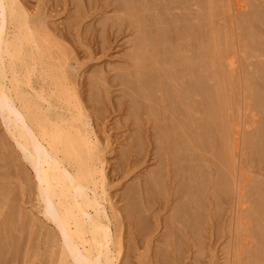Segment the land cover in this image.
I'll return each instance as SVG.
<instances>
[{
    "label": "rangeland",
    "instance_id": "rangeland-1",
    "mask_svg": "<svg viewBox=\"0 0 264 264\" xmlns=\"http://www.w3.org/2000/svg\"><path fill=\"white\" fill-rule=\"evenodd\" d=\"M18 1L27 9V12L31 16V22L34 24V26L44 27L46 29V31H48L49 38L54 43V46H56L58 48V49L54 48L53 50L55 51L56 55L58 56V59H60L61 62L65 63L67 76L70 79V81L74 84L75 91L78 94V97L81 100L82 105L86 109V111L89 115V119L91 118L90 123L92 122L95 133L98 137L99 145L101 147L100 149L103 152L102 153L103 158L104 159L107 158V160H106V163H107L106 164L107 194H108V197L110 198V200L112 199V203H113L114 207L117 209L118 214H119V217H118L119 220H117V223L120 222L121 239L123 238L122 239V246L124 247L123 250L125 249L124 250L125 252L123 251V257H122L123 260L121 259L120 263H117V264H124L125 262L127 264H166V262H168L170 264H229L227 259L230 256V249H228V247L231 243L233 244L234 241L235 242L233 245H235V243L239 244V246L241 248V250H239V251H241L240 254H242V251H245V250H247V251L248 250L249 251L254 250V249L256 250L257 247H259L260 245H262L264 248V243H263L264 242V236H263L264 235L263 234L264 233V209L262 210V208H264V204L262 205V203H264V202H262V201H264V200H262L264 197V146H262V145H264V144L259 145V144H261L260 138L264 139V137L261 134V133L264 134V130H263L264 129V127H263L264 121H262V120H264V117L263 116L261 117V114H260L264 111V109H263L264 102L261 103V101L258 100L257 96L250 94V93H252L250 90L251 86L253 85L252 79L255 80V77H256L257 82L253 80L254 81L253 83L255 85L257 84L256 85L257 87L255 85H253V86H255V88L261 87L258 90H260L261 93L262 92L264 93V90H263L264 85L261 84V83L264 84V75L261 76V74H263L264 72L262 71L263 73H261L260 75H259V73H255L254 66L252 64H249L250 62H253V61H251V59L254 61L256 60L255 56H252L253 58L250 57V58H246V59H244L242 57L239 58V56L241 55L240 50L242 48L240 49L238 46V44L239 45L240 44H242V45L246 44V46H248V44H247L248 42L246 41V35L245 34H247L249 29H250L251 30V31H249L250 33H253L255 31L254 33H256V34H254V35L259 37V38L256 37L257 41L261 40V42L255 41L256 44L254 43V45H260L261 47L259 46V51L260 52L263 51V53H264V50L261 49L264 47V37L260 39V37H262L264 35V27H263L264 24H263V26L260 25L262 21H259V20H261V18L264 21V19H263L264 16L261 17L262 15H264V13H261V11L264 10L263 9L264 4L262 2L259 3L260 1H263V0H235V2H234V0H228L230 4L233 3L232 5H229L227 0H225L227 2H224V0H216V1L208 0V2L210 1L209 4H208L207 0H203L205 4L207 3L205 5V8H204V6H202V4L204 5L202 0H198V1L189 0L190 2L188 0H186L185 8L183 7V4L179 5L182 7H179L178 5L175 6V3H173L174 4V5L172 4L173 7L171 5H169V7L171 6L170 8H172V9H170L168 7V2L163 0L164 1V2H162V4L164 3L163 6L165 5V3H167L166 6L169 8L168 10L170 11V13H172L171 11H173V13L175 14L174 9L175 10L177 9L176 13H178V16H177V14H175L177 17H179L177 19H175L176 16L173 13L169 14L167 7H165L166 8L165 9L162 7V4H160L161 6L158 5L160 3V1H162V0H159V2H158V0H157V2H156V0H143L144 3L141 2L142 0L140 2H138V0H137V3H142L141 4L142 7H141V5H139V10L141 9L140 15H142V12H144V15H145V16L142 15V17L141 16L138 17V19H137V20H139L138 23L141 22L140 20H143V21L146 20L145 22H147L149 24L148 25L147 23L142 21L141 22L142 23L141 28L140 27L137 28V25H134V23L133 24L130 23V22L134 21V18L132 16V19H131V13L128 11L129 10L128 9V3H127L128 0L127 1L122 0L123 2H125L124 4H127L125 6L123 5V2L121 0H18ZM147 1L149 4L151 1L152 5L153 4H155V5L152 6L150 4V6H149ZM212 1H214V2L212 3ZM255 1H258V2H255ZM188 2L190 3V5L187 4ZM192 2H194V3H192ZM197 2L199 3V5L201 4V6L203 8L201 6H199ZM211 3L213 5L215 3V5L213 6ZM235 3H237V6H235ZM251 3H252V7H251ZM258 3L260 5L263 4L262 5L263 7L260 6ZM143 4H145L144 6L147 5V7H144V9H143ZM195 4H197V5L195 6ZM216 4H219L218 10H220V7H222V9H225V12H224L225 14L224 13L222 14L224 16L223 17L224 21H223V19L220 20V17H221L219 14L220 11L216 12V13H218L219 16L214 12V14L217 15L216 17H218V19H219V20H217V22L218 23L220 22V23L218 24L214 19V22L216 25L212 23V26L214 25L213 27L216 28L217 26L219 27L220 25L221 26L226 25L225 27L227 29H225V30H227V33H225V35H224V32H223V34H221L222 36H220L221 38H219V40H217L218 36L213 34V32H215V34H216V29H214V31L212 32L213 41L210 40V38L208 41L207 38L211 37V36H208V35H210V33H209L210 31L206 27H204V30L202 27H200V28H202V31H203V32H201L202 36L205 33L204 39H202L203 37H199L200 28L197 25L196 26H194V25L196 24V20L198 19V16L202 17V14H205L207 10L209 11V8L211 10H212V7H213V10L216 9V7L218 6V5L216 6ZM249 4H250V6H249ZM156 5L158 6V8L156 7ZM223 5H224V8H223ZM240 5H243V6H240ZM256 5H257V8H256ZM151 6H152V9H150ZM154 6L158 9V11L156 10V8ZM207 6H209V7H207ZM253 6H254V8H253ZM178 7H179L180 11H178ZM186 7L189 9H186ZM234 7H237L239 9L244 7L245 10H243V12H241L242 13L241 14L238 11L239 9L236 8L237 9V11H236L234 9ZM145 8H147V10ZM190 8H191V10H190ZM192 8H194V9H192ZM252 8H253V10L255 9L254 11L256 14L252 10ZM259 8L261 11L259 10L257 13V10ZM149 9L151 10V12ZM184 9L188 13L190 11V13H189L190 16H193V15L194 16L191 18L189 15H187L188 13L185 14ZM197 9H199V10H197ZM154 10H156V11H154ZM159 10H160V12L162 11L161 14H158ZM194 10H195V12H194ZM218 10L216 9V11H218ZM248 10L251 11L252 15H255V16L250 15L251 13L248 12ZM145 11L147 12L148 15L149 14L155 15L156 14L155 12H157V16L152 15L153 18H155V20H153L151 15H150L151 17H149V18H152V20L151 21H150V19L147 20L146 16H148V15H146ZM148 11L150 13H148ZM191 11L194 14H192ZM196 11L199 14H196ZM163 12L169 14V15L163 14V15H165L164 16L165 19L162 18L163 16L161 17ZM179 13H181L180 15L183 18H181V16H179ZM234 13L236 15L239 13L238 16L246 13L245 14L246 18H245L244 22L239 20L238 16H237V18H238L237 21L239 20L240 22L239 21L235 22L236 16H234L235 15ZM128 14L130 16H128ZM195 14L198 16L195 17ZM230 14L232 15V17H230L231 16ZM248 14L250 16L247 19ZM257 14H259V15H257ZM113 15H115V16L118 15V16L115 17ZM225 15L229 16L230 20L231 19L232 20L231 21L229 20L230 21L229 22L227 20V19H229V17L227 18ZM108 16H110V17H108ZM111 16H113V17H111ZM168 16L169 17L172 16L170 18V20H169ZM184 16H186V17H184ZM257 16L258 17L260 16L261 18L259 17L260 19H257L258 18ZM166 17H168V18H166ZM187 17H189V18H187ZM241 17H243V16H240V19H242ZM252 17H253V19L254 18L257 19V21L254 20V21H256L255 24H257V25H255V24L251 25V23L254 22L253 20H252L253 22H251ZM127 18L130 19L131 21L130 20L127 21L128 20ZM160 19H163V20H161V22H160ZM179 19L182 21L183 25L181 24V21H180V24H178L179 21H177V20H179ZM185 19L187 21L189 20L192 22H189V21L187 22ZM172 21H174L175 23ZM245 21H246V23H245ZM128 22L130 23L129 25H128ZM152 22H153V24H150ZM162 22L168 23V24H166L168 29L165 28L168 31L166 33H165V31H166L165 29L163 31V28L165 25L164 24H163L164 26L161 25ZM227 22L229 23V26H227L228 25ZM172 23H173V25H172ZM176 23L178 24V26L179 25L182 26L181 27L182 31L176 30L178 28L180 29V26L178 27ZM188 23L193 28L188 26ZM223 23H225V24L222 25ZM236 23H237V25H236ZM156 24H158L159 26ZM184 24H186V25H184ZM232 24H234V25H232ZM241 24H242V26H241ZM152 25H154V27H155L154 29L152 28L153 27ZM133 26L136 27L137 30L138 29L141 30L142 28H144L143 29L144 32H147L149 34L151 33L150 36L152 39H155V37H156L157 40L160 39L161 41H169L170 47L175 45V41L177 44H182V43H186V42L188 43L189 41H191V43L186 44L187 48H189L192 45L196 46V47H199L202 44L207 45V42H210V43L214 42L213 43L214 48L216 46H217L216 48H218V46L223 47L224 40H226L228 42V41L233 39L232 37H235L232 40L233 44H231V45L235 44L234 47H235V50L237 52V57L239 59V60L237 59V61H240V59H241V61L240 62L236 61L237 66H235L234 69H232V70L230 69L228 71L229 66H228V69L225 68L226 67L225 66L226 65L225 60H222V59L220 60L221 64L222 65L224 64V69H225L223 71L224 72L223 77H222L223 81L226 80L229 82L228 83V82L224 81V82H226V84L224 83L225 87H223L222 92L224 90H226V93H225V94H227L226 98L229 99L227 101V103H229V104L231 103L230 105L227 103H224L226 112L224 113V108H223L224 115H223V113H222V115L225 117V120H224V118H221L222 115L214 112V110L212 109V104L210 105V102L208 100L209 98L204 97L208 93V91H211V92L214 91V88L216 85L215 80H217L216 77H212V75H210L211 73H208V71H206V72H204V74L205 73L206 74L203 77H204V81L205 80H206V82L208 81L207 84L205 85L204 83H206V82H204V81L203 82L201 81L197 84L196 80H195L196 78L194 79V77H195L194 72L195 71H193L192 67L190 66L189 68L191 69V71H193L194 76H193L192 72H189L188 75L186 76L187 78L184 79V77H183V78L178 79V84L181 81V79L182 80L184 79V81L180 82V84L185 82V84L188 86V84H187V82H188L189 83L188 87H190V85L192 86V87H190L189 90L192 91V89H193L194 92L193 91L192 92L194 94H196V95H194V94L190 93L193 96L191 97V100L188 99V101H187V103L190 102L189 103L190 104V111L195 109V110H193V112H191L192 116H191L190 120H188V122H190L188 124L194 125V126L188 125V128L191 131L189 134V136L191 135V137H190V139L192 140L191 143L194 144V145L191 144L192 146H190V147L191 148L193 146L196 147V148L193 147L195 149V150L193 149V152H192V149L190 148L191 152L193 154H196V155H193V158H189L190 157L189 154L191 153L190 151L189 152L187 151L186 153H184L185 155H183L181 148L178 149V152L180 151L181 153L180 152L179 153L181 155L178 154V152L176 154H174L172 152V150L169 149V147L167 146L166 138L163 139V137L161 136L164 129L167 127V124L171 125V122L169 120H171L170 118L172 117V115H171L172 108L170 107L171 105L169 106V104H167V101H165V100H164V102L159 101L161 98L162 92H164V90H165V87H163L165 84L164 85L161 84L160 86H158V88L156 86V89H155V92L157 93V96L159 97L156 106H159V104H160V108L157 107L156 109H158L159 111H161V109H162L160 114H163L162 116H160L159 119L157 118V121L159 120L161 123L159 121L156 122L154 116H152V114L149 113L150 112L149 111L150 109L148 106L149 102L147 100L145 101V99H144V101H145V104H144V101L142 98H138L140 107H138L136 109V111H139V113L133 114V112H132V115L134 116L133 117L131 114H129V113H131L130 108H129L130 112L126 113L128 110V107H130V105H131V104H129L130 101H128L131 99V96H126L122 93H126V94L130 95V89L126 85H124L121 82V80H117L115 74H118V75L121 74V71L124 72L125 69L127 70L128 67H131V69L128 68L130 70H132L135 67V63L133 61L134 59H133L132 55H130V54H132L134 52V48H132V47L135 46L134 44L136 42L134 41V39H136L139 32H137L136 28H134ZM183 26L186 28H184ZM245 26H246V28L249 27L247 29V31H245L246 30L244 28ZM146 27L149 30L151 28L152 29L150 31H147ZM175 27H176V29H175ZM189 27L192 29L190 30ZM196 27H198V29ZM237 27L241 30H239ZM256 27H258V28H256ZM228 28L229 29L231 28V30L232 29L233 30L230 32L228 30ZM183 29H185V31H186V29L189 30L188 31L189 33L186 31L188 33V34L186 33L188 37L186 36V34L185 35L182 34V32L184 31ZM205 29H206V32H205ZM220 29H221V27H220ZM256 29L258 31H260V33H257ZM192 30H195V31L192 32ZM234 30H236V31H234ZM161 31H163V32H161ZM175 31H177L178 33L176 32V34H175ZM222 31L223 30L221 29V33H222ZM228 31H229V33H232V34H229ZM197 32H199V33H197ZM136 33H138V34H136ZM154 33L156 34V36L153 35ZM179 33H181V35H179ZM190 33H193V34L189 36ZM195 33H196V35H195ZM207 33H208V35H206ZM236 33H238V34H236ZM159 34H161V35H159ZM242 34L244 35V37H242ZM152 35L154 36V38ZM175 35L176 36L179 35L183 38H181L179 36L177 38H174ZM193 35H195L194 36L195 38L193 37ZM223 35H224V37H226L225 39L223 38ZM230 35H233V36H230ZM235 35L238 36L239 38L236 37ZM191 36L193 37V39ZM227 36H228V38H227ZM229 36H230V38H229ZM186 37L190 38L191 40L187 39ZM199 38H201V41H199ZM132 39H133V43H132ZM193 40H195V43L192 42ZM238 40H239V43L237 44ZM243 40H245V42H247V43H244V42L242 43ZM216 41H217V43H216ZM219 41H220V43H219ZM199 42H201L202 44ZM232 42L230 41V43H232ZM169 45L167 47H169ZM240 47H241V45H240ZM59 48H61V49L59 50ZM63 48H66V49L63 50ZM191 48L192 47H190L189 49L191 50ZM236 48L237 49L239 48V49L237 50ZM67 51H68V53H67ZM128 51H129V53H128ZM130 51H131V53H130ZM66 54L68 57L66 56ZM127 55L129 58L130 57L131 58L130 59L127 58ZM158 57H159V55H158ZM127 59H129V61L126 62L125 60H127ZM244 60L247 61V64ZM261 60H262V62H264V58ZM130 61H131V64H133L132 65L133 67L131 66V64H129ZM158 61H160V59H158ZM242 61H244V63ZM124 63H126L127 65H125ZM201 64H203V63H201ZM244 64H246L247 69L241 68V66H244ZM157 65H156L157 68L159 67V75H158L157 81H159V79H160L161 82L164 83L166 81V79L168 78V76L162 75V73L164 72L162 69L163 65H161L160 63H157ZM177 65H178V63H177ZM239 65H240V67H239ZM117 66H119V68ZM120 67L123 70H120ZM236 67H238V70ZM250 67H253L254 70L251 69ZM163 68H165V66ZM195 68L196 67H193L194 70H195ZM165 69H167V68H165ZM190 69H189V71H190ZM248 69L251 71H249ZM117 70H118V72H117ZM252 70L254 71V73L252 72ZM114 71H115V73H114ZM226 71L228 73H230V72H233V73H230L228 76ZM236 71L238 73L240 71L241 72H240V74L237 73V75H236ZM232 74L234 75V77L231 76ZM98 75H99V77H98ZM118 75H117V77H118ZM114 76H115V79L117 80V81H115V84H114L115 79L113 78ZM163 76L165 79L163 78ZM190 76H191L192 80L189 79ZM207 76H209V77H207ZM227 76H228V78H226ZM250 76H251V78L252 77H254V78L251 79V78H249ZM95 77H97L98 81H100L98 83L99 86L94 81V79L96 80ZM259 77H262L263 80ZM91 78H94V79H91ZM238 78L239 79L242 78V79L238 80L240 82L242 81L241 83L239 82L240 84L237 81ZM232 79H233V81H232ZM185 80H187V81H185ZM189 80L191 81V83ZM230 80L234 83L233 84L234 86L236 85L235 89L237 87L238 90H235V91L231 90L230 91L229 87H230V83H232V82H230ZM88 81L91 82L90 85H89ZM92 81H94V83ZM116 82L121 83V85L123 84V88L120 87L121 85L118 86L119 84H117ZM211 82H212V84L209 86V84ZM247 82L249 83L250 86L248 85ZM258 82H260L261 86L259 85ZM200 83H201V85H199ZM227 83H228V85H227ZM242 83H244V84L242 85ZM245 83H246V87H245ZM91 84L96 85V86H93ZM202 84H203V86H202ZM213 84H214V86H213ZM182 85L180 87H182ZM238 85H240V86L238 87ZM90 86H92V88ZM234 86L232 88H234ZM94 87H95V89H93ZM96 87H97L98 91L97 92L93 91V93H91L92 90H96ZM124 87L126 88V91H128L129 93L124 90ZM203 87H205V88L207 87L208 89L207 88L202 89ZM133 88H135V86L132 87L131 89H133ZM198 88H200V90ZM219 88H221V87H219ZM224 88H226V89H224ZM242 88H244V89H242ZM247 88H250V89H247ZM87 89H90L91 92H89V90H87ZM122 90H124L125 92H123ZM199 91H200V93H199ZM204 91L205 92L207 91V93H205V95L203 94ZM95 92H96L95 96L98 95L100 98H98L97 96H96V98H95V96L94 97L91 96V94H94ZM98 92L100 93V95L97 94ZM237 92L239 95L238 94L236 95ZM88 93H91V94H88ZM198 93H199V95H198ZM201 93H202V95H201ZM233 94H234V99L232 98ZM123 95L126 96L125 99H124ZM131 95H133L132 92H131ZM200 95L202 96V99H201ZM245 95H246V98H245ZM247 95L249 96V98ZM89 96H91V97H89ZM127 97L129 99H127ZM237 97L239 99L236 100ZM90 98L93 99V100L91 99V102L93 101V104H95L94 105L95 108L93 107L94 109L92 108L93 105L91 104V102H89ZM192 98H193L194 102H192ZM240 99H242V100H240ZM94 100H96V102L97 101L98 102L96 103ZM233 101H235V102L233 103ZM125 102H128V103H125ZM201 102H203L204 105H201L200 104ZM225 102H226V100H225ZM256 102H258V103H256ZM147 103H148V105H147ZM124 104L125 105L127 104L126 106H128V105L129 106L126 107ZM192 104L195 106H193ZM257 104H260V105H257ZM200 105L203 106V108ZM248 105H249V107H248ZM192 106H193V109H192ZM205 106L207 108V111H205L206 110V108H204ZM228 106L231 107L233 115L231 114V109ZM146 107H147V109H146ZM262 109H263V111H262ZM163 110L166 111L165 114H164ZM242 110L245 113H243V112L241 113L240 111H242ZM259 110H261V112ZM146 112H148L149 115H151V116H148V114ZM205 112H207V113H205ZM227 113H229L228 119H227V115H225ZM128 114L130 117L128 116ZM168 114H170V115H168ZM214 114H216L215 118H214ZM195 115H196V117L197 116L198 117L196 118ZM230 115H231V117L229 118ZM217 116H218V118L216 119ZM219 116H220V120H219ZM258 116H260V117L258 118ZM151 117L153 119H151ZM134 118H136V119H134ZM259 119L261 122L259 121ZM93 120H95V121H93ZM203 120L206 122H203ZM217 120H219L218 121L219 123L217 122ZM1 121L2 120L0 118V192H1L0 198L2 200H6V201L3 202L4 204H2V206H0V212H1L0 214H2V212H3L2 215L5 216L8 213H10L11 211H13V209L11 207H14V206H12L11 204L14 203L13 204V205H15L14 209L18 208L19 211H22L23 213H24V211H26L25 214L27 215L28 220L26 219L27 221L25 220V222H24V220L22 219V221H23V225H22V221H18L20 219V217L17 218L18 217L17 213H19L18 209H16V211L14 210L16 213L15 214L16 216L14 215V217H16L15 219L18 221V222H16L15 219H14V221L12 219V222L14 224L13 226H15V229H16L15 230V229H13L14 227L12 226L11 219L5 220V219L1 218L2 215L0 216V218L3 219V221L0 219V224H1L0 225L1 226L0 227V249H1V251H0V264H44V263L45 264H51L52 240L54 239L55 234L53 233V231H51L46 226L45 222L41 221V218H39V214L36 211L37 210L36 209V204H37L36 203V192H35V189L33 187V183L28 178L29 173L23 172L25 170H23L22 165L19 163L20 157L18 156V153H17L18 151L16 150V148L13 147L14 143L11 144L12 141H10V145H9L8 144L9 140H6V137L3 138L1 136V133L3 134V136L7 135L6 133H3V131L5 129H4V125L2 124ZM139 121L142 124L139 123ZM192 122H194L195 124H193ZM220 122H222V123L220 124ZM204 123L207 124V126ZM223 123L228 127H226L225 125L220 126V125H223ZM259 124H260V126H258ZM95 125H97L96 128H95ZM156 125H158V126H156ZM162 125H163V127H162ZM261 125H263L262 128H261ZM136 126L141 127V129L140 128L138 129V127H137V131L139 132V130H140L139 134H137V135H140L138 137H137V135L135 136L133 134V132L138 133L136 130H134V129H136ZM151 126H152V128H151ZM235 126H236V128H235ZM254 126H257L260 128H257ZM157 127H159L160 130ZM193 127H195V128H193ZM250 127H251V130H249ZM153 128L156 129L158 132L160 131V133H158V134L156 131L157 136L155 135V131H153L154 130ZM216 128H218V131L216 130ZM238 128H239V130H238ZM224 129H225V131H227V133L225 131H221ZM234 129H236V130H234ZM243 129H244V131H243ZM245 129H246V131H245ZM256 129H258L261 132H259ZM142 131H143V133H142ZM248 131H250V134ZM255 131H256V133H253ZM194 132H195V134H194ZM192 133H193V135H192ZM222 134H225V135H222ZM141 135L143 136V138H141ZM218 135L219 136L222 135V136L219 137ZM234 135L236 137H232ZM253 135L255 136L254 137L255 139L253 138ZM256 135L260 136V137L258 136L257 140H256ZM194 136L199 141H197V139ZM224 136H226V138H225L226 140L223 138ZM245 136L247 138H245ZM134 137H135V140L137 138L138 141L137 140L135 141ZM248 137H249L250 141L253 142V140H255L254 142H256V143L254 144V143L250 142ZM234 138L238 142H234L235 141ZM252 138H253V140H252ZM7 139H8V136H7ZM160 140H162L163 142ZM217 140H219V141H217ZM139 141H141V142H139ZM209 141H210V144L207 143ZM3 142H4V144H3ZM135 142H136V144H135ZM211 142L213 144H211ZM257 142H258V144H257ZM262 142L264 143L263 140H262ZM139 143H140L141 147L139 145L140 148L139 147L138 148L140 151L143 150L142 152L137 151L138 149L136 148V146ZM144 143L146 144L145 146H144ZM164 143H165V145H164ZM237 143H238V145H237ZM247 143H250V145L249 144L247 145ZM256 144L258 145L257 147L255 146ZM134 145H135V148H132V147H134ZM160 146H162V147H160ZM235 146H238V147H235ZM259 146L260 147L262 146V147L258 149ZM157 147H159V148L157 149ZM254 147H255V149H254ZM235 148L237 149V151H235ZM239 148H240V150L238 151ZM134 149H137V150L134 151ZM14 150H16L17 152L15 153ZM123 150L124 151L130 150V151L126 152V154L128 153V156L129 155L130 156L126 157L125 155H122L125 153V152L120 153L121 151L123 152ZM155 150H156L158 155L156 154ZM167 150H169L168 152H169L171 158H170L169 154H167L168 153V152H166ZM158 151L160 152V155H159ZM13 152L15 154H13ZM16 154H17V157H16ZM154 154L157 156V158ZM162 155H163V157H162ZM175 155L176 156L180 155L179 156L180 160H178L179 158L178 157L176 158ZM154 156H155V158H154ZM158 156H159V158H158ZM183 156H185V159L183 158V160H182L181 157H183ZM195 156L197 158L199 157V159L195 158ZM160 157L163 158V160ZM191 157H192V154H191ZM154 159L157 162H158V160L162 161V162L164 161L165 164L164 163L161 164L162 162L155 163V161H153ZM156 159H158V160H156ZM164 159H166V160H164ZM192 159H194V160H192ZM235 160H238V161H235ZM170 161L174 162V165H176V166H173V163H170ZM180 161L182 163V166H181ZM182 161H184V165H183ZM166 163H167V165H166ZM178 163H180L179 164L180 166L178 165ZM170 164H172V165H170ZM233 164H237L238 166L237 165H235V166L240 167V168L239 169L236 168ZM159 165L160 166L164 165V170H166L165 173L167 172L166 173V175H167L166 179H164V176H166V175L164 173V170H162L163 166L160 167ZM191 165H194V166H191ZM197 165H198V168H197ZM20 166H21V170L19 169ZM188 166H190L192 168V170L194 169V173L197 171L196 172L197 174H195L196 179H195L194 184L197 186V182H198V186H199V184L201 185L199 187V190H197L198 186H197V188L195 186L196 193L198 194V195L196 194L197 196H195L196 200H198V201L195 200V203L192 200L186 201V199H185L186 198V192L183 190V184L189 182L188 181L189 173L187 170H189L190 175H192L191 173H193L191 168L190 169L187 168ZM200 166H201V168H200ZM232 166H234V168ZM171 167H173L174 169L176 168V171L174 172V169ZM181 167H182V169H180ZM156 168H157V171L155 172L153 169L156 170ZM235 168L237 169V171ZM18 169L22 173L18 172ZM177 169L180 171L178 172ZM198 169H200L201 173L199 172ZM201 169L204 170L203 171V177H204L205 181L203 180V177L200 176L202 174ZM151 170H153L152 172L153 173L155 172V173L153 174L152 172H150ZM172 170H173V173H175V176L172 174ZM161 171H162V173H161ZM158 172H160V173L158 174ZM233 172H235V173H233ZM199 173H200V175H198ZM220 173L223 175L221 176ZM157 174H158V176H157ZM161 174L162 175L164 174V175L162 176ZM183 174H185L187 177ZM26 175H27V177H26ZM144 175L147 177H145ZM154 175H156V176H154ZM182 175H183V177H182ZM197 175H198V179H197ZM23 176L25 177V180H27V181L23 180L24 179ZM148 176H151V179H152V177L153 178L158 177V179H159V177H161L160 180L162 179V181H160L156 178L158 180L157 182H160L161 184H163V182L165 180V186L159 184L160 187L163 186V188L158 187V191H156L157 188L154 187L153 193H152V194H154L153 195L154 197L151 195L152 200L150 199L152 202L147 203L145 198H144L145 195H143V197L140 198L139 201L141 204L139 203L140 205L139 204L138 205L139 206L142 205L141 207H144V214H146V213L148 214L147 216L149 218L145 215L147 217V219L145 217V220L147 221L149 219L147 222V226H148V223H150L148 226L149 228H146L147 226H145V229H140V230H142V231H140V233H141V236H140V234H138L139 233L138 232V229H139L138 226L139 225L138 226L136 225L138 228L135 227V224H137V221L135 220L133 215H131L132 217L131 216L130 217L132 219L134 218L133 219L134 222L132 220L131 221L128 220V218H130V217H125V214H127L126 213L127 211H125V213H123L125 208H126L125 202L128 201V198L131 199L128 194L132 193V191L131 192H125V191L128 190L129 186L131 189V185H133L135 182H138V185H137V183H135V185H136L137 189H139V193L142 196L143 190L141 187H144V184H142V183L145 182L144 180L146 178L149 179ZM168 176H170V177H168ZM220 176L222 177V179L219 178ZM172 177H176L175 180H174V178L172 179ZM147 179H146V182L148 181ZM151 179H149V180L151 181ZM199 179H200V181H198ZM168 180H170V181H168ZM171 180L172 181L174 180V181L172 184L171 183L169 184V182H171ZM220 180H221V182H220ZM227 180H228V184H226ZM181 181H182V183H180ZM202 181H203V183H202ZM29 182H30V184H32L33 189L31 188V186L28 187L30 185ZM202 184H204V187H202ZM135 185H134V187H135ZM173 185H174V188H173ZM126 186H128L127 189H125ZM175 186H179L182 189L177 191V189H176L177 187H175ZM201 188H203V189H201ZM227 188H229V191H227ZM130 189L128 191H130ZM132 189H133V186H132ZM159 189H160V192L163 191L162 189H165V190L167 189L166 191L164 190L165 192H163V193L161 192L162 195L165 193L166 197L164 195H163L164 197H162V195L161 196L158 195ZM171 189H173V190H171ZM31 190H32V192H31ZM123 191H124V193H126L125 196L127 195L126 197L123 196L124 200L120 199V197L122 198L121 195L124 194ZM173 191H175L174 193L177 195L179 192L180 196L176 195L175 197H173V195H175V194L172 195ZM145 192L146 191L144 189V193ZM166 192H167V194H166ZM199 194H201V196H202L201 198L198 197ZM17 195H19V196H17ZM114 195L115 196L117 195V198ZM171 196L173 197L172 200L174 199L173 201L171 200ZM8 197L11 198V201H9L10 199ZM114 197L116 198V201L113 200V199H115ZM197 197H198V199H197ZM118 198H119V200H117ZM143 198H144V200H143ZM181 198H183V201L180 200ZM7 199H9V200H7ZM15 199H17V200H15ZM156 199H158V200H156ZM184 199H185V202H189L186 205V208H187V206H189L188 209H186V208H185L186 210L184 209L185 214L187 213V211H189V213L195 212L194 217L198 218L197 216L200 215L199 221H197L198 219L194 218L195 220L192 219L193 224H190L191 221L188 218L189 222H190L189 224H188V220H183L184 223H182L183 222V221H181L182 219H185L186 217L190 216V214H187V215L182 214L183 218L181 216L178 217L179 214L177 213V206L182 205L181 202H183L185 204ZM199 199H200V202H199ZM255 199H256V202H255ZM12 200L15 202H13ZM8 201H9V203L6 206V202H8ZM120 201H122V202H120ZM162 201L164 203H162ZM174 201H177V202L174 203ZM145 202L147 203V205H145L146 204ZM178 202H180V203H178ZM196 202L198 203V205H196L197 204ZM151 203H153V205H151ZM255 203H257V204H255ZM0 204H1V202H0ZM122 205L125 206V208ZM260 205L262 206L261 209L258 208ZM151 206L154 207V208L152 207L153 210L152 209L150 210ZM161 206H163V207H161ZM175 206H176V209H174ZM194 206H195V208H194ZM196 206L198 207V209H200L199 211H198V209H196L197 208ZM121 207L124 209H122ZM4 208H5V210L11 208L10 209L11 211L8 210L5 212ZM119 209H120V211L123 210V212L121 211L122 214L119 211ZM172 209H173L174 213L176 212L175 214H177L178 216L177 215L175 216L174 214L171 213L172 215L170 217V212H172L171 211ZM169 210H170V212H169ZM149 212H150V214H149ZM129 214H128V216H129ZM121 215H124L125 218L122 217ZM173 216H175L176 219L180 218L179 219L180 221L177 220V222H176V220H175V218H173ZM184 216H186V217H184ZM164 217L166 218L168 223L166 220H165L166 222L163 223L164 220L162 218H164ZM168 217H169V219H167ZM150 219L152 220L151 221L152 223L149 222ZM7 220H9V221H7ZM124 220H126V221H124ZM127 220L130 222V224L127 222ZM146 221H145V224H146ZM232 221H233V223H232ZM1 222L2 223L5 222V223L2 224ZM8 222H10V223H8ZM131 222L133 223V225ZM18 223H20V224H18ZM161 223H163V224H161ZM169 223H172V224H169ZM10 224L12 227L10 226ZM24 224H25V226H24ZM178 224H180V226ZM185 224H187V225L185 226ZM195 224L197 225V227H195L196 226ZM16 225L19 227H17ZM26 225H27V227H26ZM131 225L134 227H131ZM163 225H165V226H163ZM168 225H175V226H172V228H171V226H168ZM193 225H194L195 229H194ZM8 226H10L11 229L6 228ZM21 226H23V227H21ZM123 226H125L124 231H123V228H124ZM4 227H5V229H4ZM44 227H46V229ZM150 227H151V229H150ZM161 227H162V229H161ZM173 227H176V228L178 227V228L176 229ZM22 228H24V229H22ZM134 228L137 230V232H136V230L134 231ZM170 228L174 229V231L177 230L179 237L177 235V232L175 233L173 230L171 231ZM7 229H8V231H7ZM168 229H170V230H168ZM5 230L7 231V233ZM144 230H146V232H147V233H144L145 235L142 233V232H145ZM163 230H164L163 234L160 235V233H162ZM194 230L197 232V235L200 234V235H198L199 237L197 235H194V234H196V232H194ZM4 231H5V233H4ZM126 231H128V232H126ZM168 231H171L170 234H172V235L175 234V235L170 236V234H169V236H168L167 235L169 233ZM233 231L235 233H233ZM166 232H168V233H166ZM172 232H174V233H172ZM13 233H14V235H13ZM50 233H52V235H50ZM154 233L156 235H154ZM129 234L131 236H129ZM137 234H138V236H137ZM232 234H233V236H235L234 238H233V236H231ZM135 235L137 238L135 237ZM166 235L168 236L166 238L169 240H167L165 238ZM257 235H259V236H257ZM13 236H15V237L17 236V237L14 238ZM122 236H124L125 238ZM128 236H129V238L131 237V239H129V238L126 239V237H128ZM139 236L142 237L143 239L140 238ZM176 236L181 239L180 242H179L180 239H178ZM159 237L160 238L162 237L163 240H162V238H161V240H159L160 239ZM172 237H176V238H172ZM12 238L14 241L11 240ZM156 238L158 241L156 240ZM172 239H174V240L176 239L175 240L176 243H174V241H170ZM260 239H263V240H260ZM15 240H17V241H15ZM126 241L127 242L129 241L128 243H131V246H129L130 244H128ZM257 241H259V242L257 243ZM11 242L14 243V247H11V246H13V244ZM177 243H178V245H177ZM179 243L181 245H179ZM228 243H229V245H228ZM10 244H12V245L10 246V249H9ZM171 244H172V246H171ZM174 244L181 247L180 248V247L175 246L178 249V252H179V249H181L179 253L175 252L177 249H175V248H174L175 250L172 249V247H174L173 246ZM254 244L255 245L257 244L256 247ZM161 245H164V249H162L163 247H161ZM157 246H160L159 248L161 249V250L159 249L158 255L156 254L158 251V250H156L158 248ZM128 247H131V248H128ZM5 248H7V249H5ZM165 248H167L166 253H168V254H165ZM168 248H169V250H168ZM170 249H172V251H170ZM127 250H128V252H127ZM169 251L171 253H169ZM159 253H161V254H159ZM162 253H163V256H162ZM177 253L179 255L178 257H177ZM228 253H229V256H228ZM10 254H11V256L13 255L11 258H10ZM125 254L128 256V258L126 257ZM159 255H161L162 258L159 257ZM166 255H168V256L166 257ZM172 256L173 257L176 256V257L173 258ZM163 257H165L164 261L162 260ZM241 259H243L242 255H240V257L238 258V262L236 264H241V263L243 264V262H241ZM244 259L242 261L246 262ZM239 260H240V262H239ZM246 260L248 261L249 259H246ZM250 261H253V264H264V258L260 257V256L253 259V260L251 258ZM250 261L246 262V264H251Z\"/></svg>",
    "mask_w": 264,
    "mask_h": 264
},
{
    "label": "bare ground",
    "instance_id": "bare-ground-1",
    "mask_svg": "<svg viewBox=\"0 0 264 264\" xmlns=\"http://www.w3.org/2000/svg\"><path fill=\"white\" fill-rule=\"evenodd\" d=\"M140 1L141 0H138V2H140ZM165 1L168 2V7H169V5H171L173 7V5H174L173 3H175V6H177V5L179 6V5L183 4V7L185 8L186 0H165ZM196 1H198V0H196ZM214 1H216V0H214ZM214 1H212V3ZM227 1L224 0V2H227ZM141 2H143V0ZM156 2H157V0H156ZM158 2H159V0H158ZM162 2H164V1L163 0L160 1V3L158 5L161 6L160 4H162ZM189 2L187 4L190 5ZM207 2H208V0H207ZM209 2H208V4H209ZM234 2H235V0H234ZM255 2H258V1H255ZM261 2L264 4V0L263 1H260L259 3H261ZM124 3L125 2H123V5L124 6L127 5V4H124ZM127 3H128V9H129V10L128 9L127 10L131 13V19H132V16L134 18V21L133 22H130V23H132V24L134 23V25H137V28L138 27L141 28L142 27V23L141 22L143 20H140L141 22L138 23L139 20H137V19H138L139 16L142 17V15H144V12H142V15H140L141 14L140 13V10L141 9L139 10V5H141L142 3H137V0H128ZM147 3H148V1H147ZM192 3H194V2H192ZM203 3H204V1H203ZM228 3H229V1H228ZM150 4L152 5L151 1H150ZM150 4L148 3L149 6H150ZM163 4H162V7L163 8L167 7L166 6L167 3H165L164 6H163ZM206 4L204 3V5L202 4V6H204V8H205V5ZM232 4L229 3V5H232ZM263 4H261V5L259 4V5L262 6ZM144 5L145 4H143V9H144V7H147V5L146 6H144ZM153 5H155V4H153ZM196 5L197 4H195V6ZM198 5H199V3H198ZM214 5H215V3H214ZM152 6L150 7V9H152ZM199 6H201V4ZM216 6L215 7L218 10L219 4H216ZM235 6H237V3H235ZM240 6H243V5H240ZM249 6H250V4H249ZM141 7H142V5H141ZM156 7L158 8L157 5H156ZM168 7H167V10L170 8V7L169 8ZM179 7H182V6H179ZM179 7H178V11H180ZM207 7H209V6H207ZM251 7H252V3H251ZM157 8H156V10L158 11ZM223 8H224V5H223ZM236 8L237 7H234V9L237 11V9H239V8H237V9ZM253 8H254V6H253ZM253 8H252V10H253ZM256 8H257V5H256ZM145 9L147 10V8H145ZM170 9H172V8H170ZM186 9H189V8L186 7ZM192 9H194V8H192ZM216 9L213 10V7H212V10H211L209 8V11L207 10L206 13H205L206 15L205 14H202V17L196 15V14H199V13H197V11H196V14H195V17L198 16V19L196 20V24L195 25L193 24V25L194 26L197 25L199 28L202 27L203 30H204V27H206L210 31L209 32L210 35H208V33L206 34L208 36H211V37H208L207 38L208 41H209V38H210V40L213 41L212 32L214 31V29H216V34H215V32H213V34L218 36L217 37L218 38L217 40H219V38H221L220 36H222L221 34H223V32H224V35H225V33H227V30H225V29H227L225 27L226 25L225 26H221L220 25L219 27L217 26L216 28L213 27L214 25L212 26V23L215 24L214 19H215L216 22H217V20H219L218 17H216L218 15V13H216V12H219L220 11L219 14L222 17V18L220 17V20L223 19V17H224L222 14L225 12V9H222V7H220V10H218V11H216ZM156 10H154V11H156ZM190 10H191V8H190ZM197 10H199V9H197ZM243 10H245L244 7L243 8H240L238 11H239V13H241V12H243ZM259 10H260V8L257 10V13H258ZM176 11H177V9L176 10L174 9L175 14H177V16H178V13H176ZM184 11H185V9H184ZM192 11H191V13H192ZM150 12H151V10H150ZM150 12L148 11V13H150ZM159 12H160V10H159ZM159 12H158V14H161L162 11L160 13ZM168 12H169V14H172L173 13V11H171L172 13H170L169 10H168ZM194 12H195V10H194ZM214 12L217 15H215ZM248 12L251 13V11H249V10H248ZM145 13H146V15H148L146 11H145ZM155 13H156L155 15L157 16V12H155ZM184 13L186 14L188 12L185 11ZM189 13H190V11H189ZM189 13L187 15H189ZM254 13H255V11H254ZM261 13H264V10H262ZM163 14H166L167 15L168 13H165V12L162 13L161 17L163 16L162 18L165 19V17H164L165 15H163ZM180 14L181 13H179V16H181ZM192 14H194V13H192ZM238 14L237 15L236 14L234 15V16H236V21L235 22H238L239 20H241V21L244 22V20L246 18V15H245L246 13L243 14V15H239V16H238ZM249 14H248L247 19L249 18L250 15H252V13L250 15ZM150 15L151 14H149L148 16H146V18H147V20L150 19V21H151L152 18H153V16H155V15L152 14L153 15V16L151 15L152 18H149V17H151ZM232 15L230 17H232ZM257 15H259V14H257ZM113 16H115V15H113ZM113 16H111V17H113ZM116 16H118V15H116ZM128 16H130V15L128 14ZM172 16H170V17L168 16L169 17V20H170V18ZM177 16L175 17V19L179 18ZM193 16H190V17L192 18ZM225 16L227 18L229 17L227 15H225ZM237 16L239 17V20L238 21H237V19H238ZM240 16H243V17H241L242 19H240ZM252 16H255V15H252ZM263 16L264 15H262L261 17H263ZM108 17H110V16H108ZM168 17H166V18H168ZM184 17H186V16H184ZM230 17H229V19H227L228 21L230 20ZM259 17L257 19H260L261 18V17L260 18ZM181 18H183V17L181 16ZM187 18H189V17H187ZM163 19H160V22ZM257 19L256 18L253 19V17H252L251 18V22H253L254 20L257 21ZM263 19H264V17H263ZM129 20L130 19H128L127 21H129ZM153 20H155V18H153ZM145 21L146 20H144L143 22H145ZM177 21H179L178 24H180V21L181 20L179 19ZM223 21H224V19H223ZM256 21H254L253 23L250 22L251 25L252 24H255ZM259 21H262L260 25L263 26V24H264L263 22L264 21L262 20V18ZM172 22H174V21H172ZM189 22H192V21H189ZM130 23L128 22V25ZM145 23H147V22H145ZM225 23H223L222 25H224ZM245 23H246V21H245ZM150 24H153V22L150 23ZM166 24H168V23L162 22V24H161V25L164 26L163 31H164L165 28H167V25ZM178 24H177V26H178ZM181 24H182V21H181ZM156 25H158V24H156ZM172 25H173V23H172ZM184 25H186V24H184ZM232 25H234V24H232ZM236 25H237V23H236ZM255 25H257V24H255ZM152 26H153L152 28L154 29L155 28L154 25H152ZM188 26H190L189 23H188ZM227 26H229V23H228ZM241 26H242V24H241ZM246 26L244 27L246 29L245 31H247V29L249 28V27L246 28ZM36 27L37 26H34V24L31 22V16L27 12V9L21 3H19L18 0H0V118L2 120L1 122L4 125V129H5L4 130L5 132L3 131V133H6L7 134L6 136L5 135L3 136V134L1 133V136L3 138L6 137V140H9V143H8L9 145H10V141H12L11 144L14 143V146L13 147H15L18 152L16 150H14V151H15V153L17 152L18 153V156L20 157V159H19L20 162L19 161L18 162L22 165L23 170H25L23 172L29 173V177L28 178L33 183V187L35 189V192H36V203H37L36 204V209H37L36 211L39 214V218H41V221H44L45 224H46V226L51 231H53V233L55 234L54 239L52 240V254H51L52 255L51 256L52 257V260H51V264H117V263H120V261H121V259L123 257V251L125 249L123 250L124 247L122 246V239L123 238L121 239V229H120L121 226H120V222H118L119 224L117 223V220H119L118 219L119 214H118L117 209L114 207V205L112 203V199L110 200V198L108 197V194H107V176H106V164H107L106 163V160H107V158L106 159L103 158V154H102L103 152L100 149L101 147L99 145L98 137H97V135L95 133L94 127L92 125V122L90 123L91 118L89 119V115H88L86 109L84 108V106L82 105L81 100L78 97V94L75 91L74 84L70 81V79L67 76V71H66L65 63L61 62L60 59H58V56L56 55L55 51L53 50L54 48H56V49H58V48L56 46H54V43L49 38L48 31H46V29L44 27H41V26L40 27H37V28ZM176 27H175V29H176ZM181 27L182 26H180V29L178 28L176 30H181L182 31ZM190 27H192V26H190ZM198 27H196V28L198 29ZM220 27L223 30L222 33H221ZM134 28H136V27H134ZM137 28H136V30H137ZM184 28H186V27H184ZM192 28H190V30ZM202 28H200V30H199L200 35H201V36L199 35V37H203L202 39H204L205 33L202 36V34H201V32H203L202 31ZM256 28H258V27H256ZM143 29L144 28H142L141 30L140 29L137 30V32H139V34L136 33V34H138L137 37H136V39H134V41L136 43L134 42L135 43L134 44L135 46L132 47V48H134V52L132 54H130V55H132V57L134 59L133 61L135 63V67L132 70H130L131 67H128L130 69H128L126 67L127 70L124 68L125 71L124 72L121 71V74H119L120 76L118 74H115L116 79L117 80H121V82L130 89V95H128L126 93H122V94H124L126 96H131V99L128 100V101H130L129 104H131L130 107H128L129 105L126 106L127 104L126 105L124 104L126 107H128V110H127L126 113H129L130 110H131V113H129V114H131V115H132V112H133V114L139 113V111H136V109L138 107H140L139 106V100H138V98H142L143 101L145 99V101L147 100L149 102V105H148V103H147V105L149 106V109H150L149 111L150 112L148 110L147 111L150 114H152V116H154L156 122H158L159 120L157 121V118L159 119L160 116H162L163 114H160L161 111H162V109H161V111H159L158 109H156L157 107L160 108V104L158 103L159 106H156L159 97L157 96V93L155 92V89H156V86L158 88V86H160L161 84H163V85L165 84L164 86L162 85L163 87H165V90H164V92H162V95H161V98H160L159 101L164 102V100H165V101H167V104H169V106L171 105L170 107L172 108V110L171 109L170 110L172 112L171 113L172 117L170 118L171 120H169L171 122V125H168L167 124V127L164 129V131H163V133H162L161 136L163 137V139L166 138L167 146L169 147V149L172 150V152L174 154H176L178 152V149L181 148V151L183 152L182 154L185 155L184 153H186L187 151L188 152L189 151L191 152V149H192V152H193V149L196 148L195 146H193L194 148L193 147L192 148L190 147V146H192L194 144L191 143V141H192L190 139L191 135L189 136V134H190L191 131L188 128V125H190V124H188V123H190V122H188V120H190V118L192 116L191 115V112H193V110H195V109H193V106H195V105L192 104L193 105L192 106V109L193 110L190 111V104H189L190 102L187 103L188 99L191 100V97L193 95H191L190 93L194 94L193 93L194 90L192 88L191 89H192L193 92L191 90H189L190 87H192V86L190 85V87H188L189 86V83L188 82H187L188 86L185 84V82H183L181 84H180V82L184 81V79L187 78L186 76L188 75L189 72H192L193 73V71H195L194 72L195 73L194 79L196 78L195 80H196V83L197 84L199 82H201V81L202 82L204 81V77L203 76L206 74V73L204 74V72L208 71V73H211L210 75H212V77H216V79H217V80L214 79L215 80V83H216L215 88H214V91L211 92V91H208L207 90L208 93H207V91L206 92L204 91V93L203 92L202 93L204 95H205V93L208 94V95L206 94L207 96L205 95L204 97H208L209 98L208 100L210 102V105L212 104V109L214 110L215 113H218V114L222 115L223 108H224V113H225L226 111H225V105H224V103H227V101L229 99L226 98L227 97V94H225L226 93V90H224L223 92H222V90H223V87H225L224 86V83L226 84V82H228V81H226V80H224L226 82L223 81V78L222 77H223V73H224L223 71L225 69H224V64L222 65L220 60L221 59L222 60H225V64H226L225 65L226 66L225 68L228 69V66H229L228 71L230 69L231 70L234 69V67L237 66L236 61H237L238 57H237V52H236L235 47H234L235 44L234 45H231V44H233L232 40L235 37H232L233 39L230 40L232 43H230V41H228L230 44L226 40H224L223 47L218 46V48H216L217 46L214 48V46H213V43L214 42H211V43L210 42H207V45L206 44L204 45L201 42H199L202 45L199 46V47H196V46H193V45L190 46V47H192L191 48L192 51H191L189 49L190 47L189 48L186 47V44L191 43V41H189L188 43L186 42V43H182V44H177L176 41H175V45H173V46L171 45L172 47H170L169 41H161L160 39L157 40L156 37H155V39H152L151 36H150L151 33L149 34L147 32H144ZM167 29H165L166 30L165 33L168 32ZM187 29H186V31L188 32L189 30H187ZM150 30L147 28V31H150ZM183 30L184 31L182 32V34L185 35L187 32L185 31V29H183ZM228 30L231 32L233 29L231 30V28L230 29L228 28ZM239 30H241V29H239ZM163 31H161V32H163ZM193 31H195V30H192V32ZM229 31H228V33H229ZM234 31H236V30H234ZM249 31H251V30L249 29ZM249 31H248V33L246 32L247 34H245L246 35V41L248 43L245 42V40L242 41V43L243 42L244 43H247L248 46H246V44H244V45L240 44L241 45V47H240V45L238 44L239 43V40L237 42L239 48L240 49L242 48L240 50L241 51V55L239 54L240 55L239 58L242 57V58L246 59V58H250L252 56H255V59L256 60L254 61V60L251 59V61H253V62H250L249 64H252L254 66L255 73H259V75H260L261 73L264 72V62H262V60H261V59L264 58V53L262 51V50H264L263 49L264 47L261 48L262 49L261 50L262 52H260L259 51V46L260 45H254V43L256 44V42H258V41L261 42V40H258L257 41V38L256 37H258V36H255L254 35V34H256V33H254L255 31L253 33H250ZM256 31H257V33H260V31H258L257 29H256ZM176 32L177 31H175V34H176ZM199 32H197V33H199ZM205 32H206V29H205ZM187 34H186V36H187ZM192 34L193 33H190L189 36L192 35ZM229 34H232V33H229ZM236 34H238V33H236ZM153 35L156 36L155 33ZM159 35H161V34H159ZM179 35H181V33H179ZM195 35H196V33H195ZM195 35H193V37ZM224 35H223V38L225 39L226 37H224ZM154 36H153V38H154ZM178 36L175 35L174 38H177ZM230 36H233V35H230ZM230 36H229V38H230ZM179 37H181V36H179ZM193 37H192V39H193ZM236 37H238V36H236ZM242 37H244L243 34H242ZM263 37H264V35L262 37H260V39L263 38ZM181 38H183V37H181ZM227 38H228V36H227ZM187 39H190V38H187ZM199 41H201V38H199ZM192 42L195 43V40H193ZM132 43H133V39H132ZM216 43H217V41H216ZM219 43H220V41H219ZM168 45H169V47H167ZM60 49L61 48H59V50ZM64 49H66V48H63V50ZM67 53H68V51H67ZM128 53H129V51H128ZM130 53H131V51H130ZM128 55H127V58H129ZM158 55H159V57H158ZM66 56H67V54H66ZM129 59H127L125 61L126 62L129 61ZM158 59H160V61H158ZM240 61H241V59H240ZM240 61H237V62H240ZM244 61H242V62L244 63ZM200 62L203 63V64H201ZM245 62L247 64V61H245ZM157 63H160L161 65H163V67L165 66V68H167V69H165V68L162 67V69L164 71V72L162 71L163 72L162 75L168 76V78L166 79V81L164 83H162L160 79H159V81H157L158 80V75H159V67L157 68V66H158ZM177 63H178V65H177ZM124 64L127 65L126 63H124ZM129 64H131V61H130ZM246 64H244V66H241V68L247 69L246 68L247 67ZM132 65L133 64H131V66ZM190 66L192 67V70L193 71H191V69L189 68ZM117 67L119 68V66H117ZM193 67H196L195 70L193 69ZM239 67H240V65H239ZM236 68L238 70V67H236ZM250 68L253 69V67H250ZM189 69H190V71H189ZM120 70H123V69H121V67H120ZM253 70H252V72L254 73ZM115 71H114V73H115ZM249 71H251V70H249ZM117 72H118V70H117ZM240 72L238 73L236 71V75H237V73L240 74ZM194 73H193V76H194ZM230 73H233V72H230ZM230 73L227 72L228 76H229ZM117 75H118V77L120 79L117 77ZM263 75H264V73L261 74V76H263ZM115 76L113 77L114 79H115ZM228 76L226 78H228ZM231 76L234 77L233 74ZM251 76L249 78H251ZM98 77H99V75H98ZM183 77H184V79L183 80L181 79V81L178 84V79L183 78ZM207 77H209V76H207ZM95 78H96V80L94 78H91V79H94L95 83L98 84L100 81H98L97 77H95ZM163 78H164V76H163ZM252 78H254V77H252ZM259 78H261L263 80L262 77H259ZM116 79L114 80V84H115V81H117ZM189 79L192 80L191 76H190ZM240 79H242V78H240ZM240 79L238 78L237 81L240 80ZM253 80L254 79H252V84L255 85L253 82L256 81V77H255V80L254 81ZM90 81H88L89 85L91 83ZM94 81H92V82L94 83ZM185 81H187V80H185ZM232 81H233V79H232ZM232 81L230 80V82H232ZM204 82H206V80ZM207 82L204 83V84L206 85ZM239 82L240 81H238V83ZM190 83H191V81H190ZM228 83H227V85H228ZM258 83L260 85V82H258ZM117 84H119L118 86L121 85V83H119V82ZM123 84L120 86L121 88H123ZM211 84H212V82L209 84V86ZM233 84H234L233 82L230 83V87H229L230 88V91L231 90H233V91L238 90L237 87L235 89V86L236 85L234 86ZM243 84L244 83H242V85ZM261 84L264 85L263 83H261ZM91 85H93V84H91ZM181 85H182V87H180ZM199 85H201V83ZM248 85H249V83H248ZM253 85L251 86V89L250 88H247V89H250L251 92L253 93V94L252 93H250V94L257 96L258 97V100H260L261 103L264 102V93L263 92L261 93L260 90H258L261 87L255 88V86L257 84L255 86H253ZM93 86H96V85H93ZM98 86H99V84H98ZM134 86H135V88L131 89ZM202 86H203V84H202ZM213 86H214V84H213ZM233 86H234V88H232ZM239 86L240 85H238V87ZM90 87L92 88V86H90ZM219 87H221V88H219ZM245 87H246V83H245ZM204 88L205 87H203L202 89H204ZM90 89H87V90H89V92H91L92 89L91 90ZM93 89H95V87ZM198 89L200 90V88H198ZM224 89H226V88H224ZM242 89H244V88H242ZM124 90L126 91V88L125 87H124ZM124 90H122V91L125 92ZM263 90H264V87H263ZM93 91H96L97 92L98 91L97 87H96V90H92L91 93H93ZM96 92L94 94H91V93H88V94H91V96L94 97L95 94H96ZM126 92H128V91H126ZM131 92H132L133 95H131ZM199 93H200V91H199ZM199 93H198V95H199ZM202 93H201V95H202ZM97 94L100 95L99 92ZM237 94H238V92L236 93V95ZM194 95H196V94H194ZM91 96H89V97H91ZM96 96L98 98H100L98 95H96ZM96 96H95V98H96ZM126 96H124V99H125ZM232 98L234 99V94H233V97ZM245 98H246V95H245ZM248 98H249V96H248ZM91 99L92 98H90V101L89 100L88 101L91 102ZM127 99H129V98L127 97ZM201 99H202V96H201ZM237 99H239V98L237 97L236 100ZM96 100H94V101L96 102ZM225 100H226V102H225ZM240 100H242V99H240ZM145 101H144V104H145ZM235 101H233V103ZM192 102H194L193 98H192ZM258 102H256V103H258ZM125 103H128V102H125ZM202 103L203 102H201L200 104L201 105H204V103L203 104ZM91 104L93 105L92 106V108H93L94 105H95V104H93V101L91 102ZM227 104H229V103H227ZM257 105H260V104H257ZM263 106H264V104H263ZM147 107H146V109H147ZM201 107L203 108V106H201ZM248 107H249V105H248ZM129 108H130V110H129ZM204 108H206V106ZM229 108L231 109V107H229ZM263 109H264V107H263ZM263 109H262V111H263ZM243 110L240 111V112L242 113ZM163 111H164V114H165L166 111L165 110H163ZM205 111H207V108H206ZM259 111L261 112V110H259ZM148 112H146L148 114V116H151V115H149ZM205 113H207V112H205ZM224 113H223V115H224ZM229 113L225 114V115H227V119H228ZM232 113L233 112H232V109H231V114ZM243 113H245V112H243ZM262 113H260L261 114V117L262 116L264 117V111ZM129 114H128V116H129ZM168 115H170V114H168ZM215 115L216 114H214V118H215ZM223 115H222L221 118H224V120H225V117ZM195 117H196V115H195ZM230 117H231V115L229 116V118ZM259 117L260 116H258V118ZM136 118H134V119H136ZM217 118H218V116L216 117V119ZM151 119H153V118L151 117ZM219 120H220V116H219ZM219 120H217V122ZM93 121H95V120H93ZM259 121H260V119H259ZM262 121H264V120H262ZM203 122H206V121L203 120ZM139 123H141V122L139 121ZM192 123L195 124L194 122H192ZM221 123L222 122H220V124ZM205 125L207 126V124H205ZM224 125L225 124L223 123V125H220V126H224ZM96 126L97 125H95V128H96ZM156 126H158V125H156ZM192 126H194V125H192ZM258 126H260V124ZM262 126L263 125H261V128H262ZM137 127L138 126H136V129H134V130L137 131ZM162 127H163V125H162ZM226 127H228V126H226ZM254 127H257V126H254ZM139 128L141 129L140 126L138 127V129ZM151 128H152V126H151ZM157 128H159V127H157ZM193 128H195V127H193ZM235 128H236V126H235ZM257 128H260V127H257ZM159 130H160V128H159ZM216 130L218 131V128H216ZM234 130H236V129H234ZM238 130H239V128H238ZM249 130H251V127H250ZM256 130H258V129H256ZM153 131H155V135H156V131L157 130L154 129ZM221 131H225V129L224 130H221ZM243 131H244V129H243ZM245 131H246V129H245ZM139 132H140V130H139ZM139 132L138 133H134L133 132V134L136 136L137 134H139ZM225 132L227 133V131H225ZM248 132L250 134V131H248ZM259 132H261V131H259ZM142 133H143V131H142ZM158 133H160V131L159 132L157 131V134ZM253 133H256V131L253 132ZM194 134H195V132H194ZM261 134L264 137V134L263 133H261ZM192 135H193V133H192ZM222 135H225V134H222ZM235 135L232 136V137H236ZM7 136H8V139H7ZM138 136H140V135H137V137ZM221 136H219V137H221ZM258 136L256 135V140H257ZM249 137H248V139H249ZM254 137L255 136L253 135V138ZM141 138H143L142 135H141ZM223 138L225 139L226 136H224ZM245 138H247V137L245 136ZM253 138H252V140H253ZM134 140H135V137H134ZM136 140H137V138H136ZM234 140H235L234 142H238V141H236L235 138H234ZM262 140L264 141V139H261L260 138L261 144H259V145L264 144L262 142ZM160 141H162V140H160ZM197 141H199V140L197 139ZM217 141H219V140H217ZM249 141H250V139H249ZM254 141L255 140H253V142L252 141H250V142H252V143L255 144L256 142H254ZM139 142H141V141H139ZM212 142H211V144H213ZM207 143L210 144V141L207 142ZM3 144H4V142H3ZM135 144H136V142H135ZM248 144L250 145V143H247V145ZM257 144H258V142H257ZM257 144L255 145L256 147L258 146ZM139 145H140V143L136 146V148L138 150L137 149H134V151L135 150H137L139 152H142L143 151V150H141V151L139 150V148L141 147V145H140V147H139ZM145 145L146 144L144 143V146ZM164 145H165V143H164ZM237 145H238V143H237ZM262 146H264V145H262ZM160 147H162V146H160ZM235 147H238V146H235ZM261 147L259 146L258 149L261 148ZM132 148H135V145ZM158 148L159 147H157V149ZM254 149H255V147H254ZM239 150H240V148L238 149V151ZM128 151H130V150H125V151L123 150V152L121 151L120 153H124L125 152L122 155H125L127 157L128 156V153L126 154V152H128ZM168 151L169 150H167L166 152H168ZM235 151H237L236 148H235ZM155 152H156V150H155ZM179 152H178V154L181 153V152L180 153ZM192 152L189 154V156H190L189 158H193V155H196V154H193ZM15 153L13 152V154H15ZM158 153L160 155V152L159 151H158ZM156 154H157V152H156ZM167 154H169V152ZM191 154H192V157H191ZM155 156H154V158H155ZM169 156H170V154H169ZM179 156L177 155L176 158L177 157L179 158ZM16 157H17V154H16ZM162 157H163V155H162ZM156 158H157V156H156ZM158 158H159V156H158ZM170 158H171V156H170ZM181 158L183 160V158L185 159V156H183ZM195 158H197V157L195 156ZM161 159L163 160V158H161ZM197 159H199V157ZM156 160H158V159H156ZM164 160H166V159H164ZM178 160H180V158ZM192 160H194V159H192ZM153 161H155V159ZM235 161H238V160H235ZM158 162L160 163L162 161H159L158 160ZM158 162L155 161V163H158ZM182 162H183V165H184V161H182ZM163 163L165 164L164 161L161 164H163ZM170 163H173V166H176V165H174V162H171L170 161ZM180 163H181V161H180ZM180 163H178V165ZM166 165H167V163H166ZM170 165H172V164H170ZM198 165H197V168H198ZM233 165L235 166L237 164H233ZM162 166H163L162 170H164V165H161L160 167H162ZM181 166H182V163H181ZM191 166H194V165H191ZM234 166H232V167L234 168ZM157 168H156V170L155 169H153V170L156 172L157 171ZM171 168H173V167H171ZM187 168L190 169L191 167L188 166ZM200 168H201V166H200ZM236 168L239 169L240 167H236ZM19 169L21 170V166H20ZM19 169H18V172H21ZM180 169H182V167ZM153 170H151L150 172H152ZM191 170H192V168H191ZM198 170L200 172V169H198ZM165 171L166 170H164V173H165ZM175 171H176V168L174 169V172ZM177 171L179 172L180 170L177 169ZM187 171L189 173V179H188L189 182L183 184V190L186 192V198L185 199H186V201L187 200L188 201L189 200L190 201L192 200L195 203V200H196L195 196L198 195L196 193V190H195L197 188V186H198V182H197V186L194 184L195 183V179H196L195 178V176H196L195 174H197L196 173L197 171L194 173V169H193L192 170L193 173H191L192 175H190L189 170H187ZM203 171L204 170H202V174L201 175H200L201 172L198 175H200V176L203 177ZM236 171H237V169H236ZM159 173L160 172H158V174ZM161 173H162V171H161ZM166 173H165V175H166ZM233 173H235V172H233ZM158 174H157V176H158ZM172 174L175 176V173H173V170H172ZM183 175H185V174H183ZM183 175H182V177H183ZM198 175H197V179H198ZM220 175L222 176L223 174L220 173ZM154 176H156V175H154ZM221 176L219 177L220 179H222ZM26 177H27V175H26ZM145 177H147V176H145ZM168 177H170V176H168ZM148 178L151 179V176H148ZM156 178L158 179V177H154V178L152 177L153 180L151 179V181L146 178L148 181L146 182V179L144 180L145 182L143 181L144 183H142V184H144V187H141L142 190H143L142 196L139 193V189H137V187L135 185V183H137V185H138V182H135L133 185H131V189H130V186H129V188H128V186H126V188H125V189L128 188V190L130 189V191L127 190L125 192H131L132 191V193H131L132 195L127 193L131 199L128 198V201L125 202L126 204L124 203L126 205V208H125V206L122 205L125 208V210H124V212H123V210H121V211L123 213H125V211H127L126 212L127 214H125V217H130L131 215H133V217L137 221V224H135V227L136 228L139 227V229H138V232L139 233L138 234H140V236H141L140 231H142L140 229H145V226H147V222H148L149 219L147 221L145 220V217L148 214L147 213L144 214V207H141L142 205L139 206L141 204L139 200H140V198L143 197V195H145L144 198H145L146 202L147 203L152 202L151 201L152 200L151 199V195L152 196L154 195V194H152L153 193V189L155 187V188H157L156 191H158V187H160L159 184H161L160 182H157L158 180H160L161 177H159L158 180ZM166 178H167V175L164 176V179H166ZM173 178L175 180L176 177H172V179ZM23 180H25V177H24ZM203 180L205 181L204 177H203ZM25 181H27V180H25ZM160 181H162V179ZM168 181H170V180H168ZM173 181L171 180V182H169V184L170 183L172 184ZM182 181L180 183H182ZM198 181H200V179ZM220 182H221V180H220ZM202 183H203V181H202ZM29 184H30V182H29ZM226 184H228V180L226 181ZM134 185H135V187H134ZM161 185L165 186V180H164L163 184H161ZM30 186L33 189L32 184H30L28 187H30ZM132 186H133V189H132ZM163 186L160 187V188H163ZM179 186H175V187H177L176 188L177 191L182 189ZM195 186H196V188H195ZM200 186L201 185L199 184L197 190H199V187ZM202 187H204V184H202ZM173 188H174V185H173ZM144 189L146 191L145 193H144ZM201 189H203V188H201ZM162 190L163 191H161V192L163 193L167 189L166 190L165 189H162ZM171 190H173V189H171ZM175 191H173L172 195L175 194L174 193ZM227 191H229V188H227ZM31 192H32V190H31ZM161 192H160V189H159V193L157 192L158 195L161 196L162 195ZM123 193H124V191H123ZM125 194L126 193H124L123 195H121L122 198L120 197V199H123L124 200L123 196H125ZM166 194H167V192H166ZM19 195H17V196H19ZM163 195L166 197L165 193ZM163 195H162V197H164ZM176 195L177 194L173 195V197H175ZM177 196H180L179 195V192H178V195ZM115 197L117 198V195ZM173 197L171 196V200H172ZM198 197L201 198L202 197L201 194H199ZM198 197H197V199H198ZM116 198L113 199V200L116 201ZM144 198H143V200H144ZM183 198H181L180 200L183 201ZM9 199H7V200L11 201V198H9ZM185 199H184V202H185ZM256 199H255V202H256ZM15 200H17V199H15ZM117 200H119V198ZM156 200H158V199H156ZM262 200H264V197H263ZM5 201L6 200H2L0 198V202H1L0 206H2V204H4L3 202H5ZM9 201L6 202V206L9 203ZM196 201H198V200H196ZM13 202H15V201H13ZM120 202H122V201H120ZM175 202H177V201H174V203ZM180 202H178V203H180ZM199 202H200V199H199ZM262 202H264V201H262ZM147 203L145 205H147ZM162 203H164V202L162 201ZM188 203L189 202H185V204H184L183 202H181L182 205L179 204L180 206H177V213L179 214V216L177 214H175L176 212L174 213L173 209L171 210L172 212H170V210H169L170 217H171L172 214H174L175 216L177 215L178 217H180V216L182 217V214H184V215L190 214V216L188 215L189 217L184 216L187 219L186 218L185 219H182L183 218L182 217L181 218L182 219L181 221L188 220V224H189L190 223L189 222V219H190V221H191L190 224H193L192 219L196 218V217H194L195 212L193 213L191 211L192 213H189V211H187V213L185 214V210L188 209V207H189V206H187V208H186V205ZM13 204L14 203H12L11 205L15 207V205H13ZM255 204H257V203H255ZM263 204L264 203H262V205ZM151 205H153V203H151ZM196 205H198V203ZM14 207H11L13 209V211L10 210L11 208L10 209H7V210H5V208H4V211L5 212L8 211V210H10L11 212L8 213L7 215H5L6 217L2 215L3 214V212H2V214H0V216L2 215L1 218L5 219V220L6 219H11V222H12V219H13V221H14V219L16 218V217H14V215L16 214L15 211H16V209H18V208H15L14 209ZM152 207L153 206L150 207V210L152 209ZM161 207H163V206H161ZM261 207L262 206L260 205L258 208L261 209ZM124 208H122V209H124ZM194 208H195V206H194ZM174 209H176V206H175ZM196 209H198V207ZM263 209L264 208H262V210ZM199 210L200 209H198V211ZM18 211H19V209H18ZM119 211H120V209H119ZM122 212H121V214H122ZM25 213H26V211H24V213L22 211H19V213H17V215H18L17 218L20 217V219L18 221H22V219H23L24 222H25V220L27 219V215ZM128 214H129V216H128ZM149 214H150V212H149ZM121 216L124 217V215H121ZM175 216H173V218H175V220L177 222V220H179L180 218L176 219ZM199 216H197L198 218H196V219H198L197 221L200 220ZM147 217H146V219H147ZM130 218H128V220H130V221L132 220L133 221L134 218L133 219L132 218L130 219ZM164 218H162L164 220V221L162 220L163 223L167 221L166 218L165 219ZM3 219H1V220L3 221ZM151 219H150L149 222H151L153 220V219L152 220ZM167 219H169V217ZM128 220H127V222L130 224V222ZM7 221H9V220H7ZM18 221L16 220V222H18ZM124 221H126V220H124ZM145 221H146V224H145ZM4 223L5 222H3L2 224H4ZM8 223H10V222H8ZM20 223H18V224H20ZM163 223H161V224H163ZM167 223H168V221H167ZM182 223H184V221ZM232 223H233V221H232ZM25 224H24V226H25ZM149 224L150 223H148V226H149ZM169 224H172V223H169ZM13 225L14 224L12 222V226ZM22 225H23V221H22ZM132 225H133V223H132ZM132 225H131V227H134ZM136 225L137 226L139 225V226L137 227ZM178 225L180 226V224H178ZM186 225L187 224H185V226ZM10 226H11V224H10ZM10 226H8L6 228H10ZM148 226L146 228H149ZM163 226H165V225H163ZM168 226H171V228H172V226H175V225H168ZM13 227H14L13 229H15V226H13ZM17 227H19V226H17ZM21 227H23V226H21ZM26 227H27V225H26ZM123 227H124L123 228V231H124L125 230V226H123ZM162 227H161V229H162ZM193 227H194V225H193ZM195 227H197V225ZM195 227H194V229H195ZM44 228L46 229V227H44ZM173 228H176V227H173ZM4 229H5V227H4ZM22 229H24V228H22ZM150 229H151V227H150ZM170 229H168V230H170ZM135 230L136 229L134 228V231ZM146 230H144L145 232H142V233L143 234L144 233H147ZM172 230L174 231V229H171V231ZM5 231H4V233H5ZM7 231H8V229H7ZM7 231H6V233H7ZM128 231H126V232H128ZM171 231H168L169 233L166 232V233H168L167 234L168 236L171 233ZM136 232H137V230H136ZM163 232H164V230L162 231V233H160V235L163 234ZM174 232L176 233L177 230L174 231ZM174 232H172V233H174ZM194 232H196V231L194 230ZM233 233H235V232L233 231ZM138 234H137V236H138ZM13 235H14V233H13ZM50 235H52V233H50ZM154 235H156V234L154 233ZM167 235L165 236V238L168 237ZM174 235L175 234H173V235L170 234V236H174ZM177 235H178V232H177ZM194 235H197V232ZM198 235H200V234H198ZM129 236H131V235L129 234ZM129 236L126 237V239H128ZM231 236H233V234ZM257 236H259V235H257ZM13 237L16 238L17 236L16 237L13 236ZM122 237H124V236H122ZM135 237H136V235H135ZM176 237H172V238H176ZM178 237H179V235H178ZM234 237L235 236H233V238ZM140 238H142V237H140ZM161 238L159 240H161ZM129 239H131V237ZM178 239H180V238H178ZM11 240L14 241L13 238ZM17 240H15V241H17ZM156 240H157V238H156ZM162 240H163V238H162ZM167 240H169V239H167ZM175 240L172 239L170 241H174V243H176ZM260 240H263V239H260ZM180 241H181V239L179 240V242ZM234 242H233V244H234ZM258 242L259 241H257V243ZM12 244H13V246H11ZM12 244L9 245V249H10V246L11 247H14V243H12ZM128 244H130L129 246H131V243H128ZM233 244L231 243L229 245V243H228V245H229L228 249H230V256H229V253H228L229 258L227 259V261L229 262V264H234V263L236 264L238 262V258L240 257V255L243 256V259L245 258L244 260L246 262H249L251 260V258L253 260V259H255V258L259 257V256L264 258V248H263L262 245H260L259 247H257L256 250L255 249L254 250H250V251L248 250L249 252L247 250H245V251H242V254H240L241 251H239V250H241V248H240L239 244H236V243H235V245H233ZM177 245H178V243H177ZM177 245L174 244L173 245L174 247H172V249H174V248L177 249L176 247H180V246H177ZM179 245H181V244L179 243ZM256 245H255V247H256ZM171 246H172V244H171ZM157 247L158 248L156 250H158V251H157V253L156 252L155 253L158 255V252H159V249H160L159 247L160 246H157ZM161 247H163L162 249H164V245H161ZM128 248H131V247H128ZM5 249H7V248H5ZM172 249H170V251H172ZM166 250H167V248H165V254H168V253H166ZM168 250H169V248H168ZM180 250L181 249H179V252H180ZM0 251H1V249H0ZM170 251H169V253H171ZM127 252H128V250H127ZM175 252H178V249ZM178 253H177V257L179 256ZM159 254H161V253H159ZM12 256L10 254V258ZM162 256H163V253H162ZM167 256L168 255H166V257ZM126 257L128 258L127 255H126ZM159 257H161V255H159ZM175 257H173V258H175ZM164 258L165 257H163V259H162L163 261H164ZM243 259H241V262H243V264H246V262L242 261ZM246 259H249V260L247 261ZM239 262H240V260H239ZM250 262H251V264H253V261H250ZM167 263L168 262H166V264ZM168 264H170V263H168Z\"/></svg>",
    "mask_w": 264,
    "mask_h": 264
}]
</instances>
